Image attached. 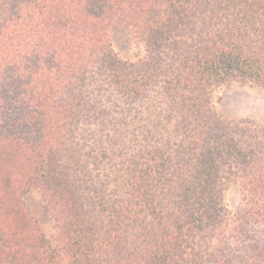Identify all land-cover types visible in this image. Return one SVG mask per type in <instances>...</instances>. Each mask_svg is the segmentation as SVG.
Listing matches in <instances>:
<instances>
[{"label":"trees","instance_id":"16d2710c","mask_svg":"<svg viewBox=\"0 0 264 264\" xmlns=\"http://www.w3.org/2000/svg\"><path fill=\"white\" fill-rule=\"evenodd\" d=\"M231 79L264 88V0H0V264H264V125L217 112Z\"/></svg>","mask_w":264,"mask_h":264},{"label":"rangeland","instance_id":"374dc122","mask_svg":"<svg viewBox=\"0 0 264 264\" xmlns=\"http://www.w3.org/2000/svg\"><path fill=\"white\" fill-rule=\"evenodd\" d=\"M113 39L117 52L125 60L140 63L147 59L145 43L133 40L127 44L124 32L114 33ZM211 92V103L222 117L234 123L251 122L264 125V88L249 81L231 79L215 87ZM135 145L133 142V146ZM225 200L230 210L237 211V208L244 206L241 193L233 185L228 186ZM28 202L36 210L46 213L45 229L49 233L53 232L56 220L44 196L39 192H33L28 197Z\"/></svg>","mask_w":264,"mask_h":264}]
</instances>
